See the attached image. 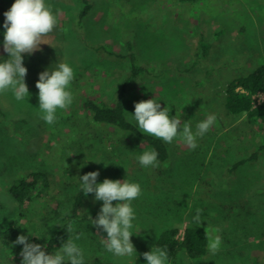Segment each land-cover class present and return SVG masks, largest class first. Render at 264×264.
<instances>
[{
  "label": "rangeland",
  "instance_id": "obj_1",
  "mask_svg": "<svg viewBox=\"0 0 264 264\" xmlns=\"http://www.w3.org/2000/svg\"><path fill=\"white\" fill-rule=\"evenodd\" d=\"M2 2L9 10L15 0ZM45 2L60 14L50 35L54 48L42 44L41 50L22 54L28 98L18 102L11 91L0 94V227L14 221L25 234L46 243L66 221L80 191L79 177L98 171L97 183L107 178L141 185L142 195L132 202L131 242L137 258L105 250L107 233L91 224L90 217L96 219L103 204L93 193L84 195L72 225L83 234L75 243L84 250L85 264L96 259L147 264L142 254L156 246L164 231L176 228L182 240L187 227L197 226L196 209L202 210L198 227L208 237L219 235L220 249L198 259L180 251L169 264H264V151L230 172L238 159L264 143V134L246 115H231L224 105L227 84L264 64V0H89L83 20L79 0ZM128 42L144 69L127 88V118L137 124L130 115L135 103L153 98L194 133L208 115L217 117L210 131L197 137L194 150L178 138L167 143L169 158L155 168H144L137 159L150 146L94 122L84 106L89 98L114 105L131 72L129 59L117 57L127 54ZM6 59L2 44L0 62ZM60 62L74 69V100L67 110L58 109L56 123L48 125L40 118L36 82L41 72ZM262 103L264 94L253 95L254 106ZM30 172H42L47 183L25 208L8 190ZM0 263L21 260L0 245Z\"/></svg>",
  "mask_w": 264,
  "mask_h": 264
},
{
  "label": "clouds",
  "instance_id": "obj_2",
  "mask_svg": "<svg viewBox=\"0 0 264 264\" xmlns=\"http://www.w3.org/2000/svg\"><path fill=\"white\" fill-rule=\"evenodd\" d=\"M4 16L3 51L8 54V59L0 62V94L11 91L16 101H24L30 93L25 82L28 70L23 64L22 54L31 55L39 51L42 44L53 47L50 35L58 26L60 14L54 13L45 0H15ZM73 80L74 69L66 62L56 63L55 68L51 67L39 74L36 82L38 108L40 118L48 125L56 123L58 109L67 110L72 105L74 96L70 85ZM169 113L168 107L161 109L160 102L153 98L135 103L134 115H130L142 132L168 144L178 138L193 150L198 146L197 137L202 138L217 121L214 114L208 115L196 125L194 133L190 125L185 123L182 126L181 119L177 116L170 117ZM181 128L182 130H178ZM158 155L155 149L145 150L137 159L142 167L155 168L159 166ZM105 166L107 167L106 164ZM99 175L98 171H92L79 177L82 194L87 196L94 193V200L103 202L96 219L89 216L91 224L107 233V238H102V243L108 253L128 260L135 257L136 260L137 252L131 242L134 235L133 222L136 219L132 202L142 195L141 185L126 179L121 181L107 178L102 183H97ZM114 201L117 202L115 206ZM202 221V210L196 209L193 222L200 226ZM67 231L73 233V236L62 243L59 251L52 254L44 250L46 246L29 243L28 236L19 235L13 246L23 245L20 252L21 264H85L84 250L75 243L83 234L76 233L71 224ZM28 235L32 236L30 232ZM221 242L219 235L214 238L209 236V252L216 254ZM142 255L147 264H169L165 248L154 246L151 251Z\"/></svg>",
  "mask_w": 264,
  "mask_h": 264
},
{
  "label": "trees",
  "instance_id": "obj_3",
  "mask_svg": "<svg viewBox=\"0 0 264 264\" xmlns=\"http://www.w3.org/2000/svg\"><path fill=\"white\" fill-rule=\"evenodd\" d=\"M79 1L83 5V8L79 13V17L80 20H83L87 16L91 5L89 0ZM180 1L194 2L196 0ZM6 11H8V8L5 7L2 0H0V45L3 44V34L5 32L3 27L5 21L4 13ZM126 49V55L117 57L121 60L129 59L131 64V72L125 78L120 88L119 94L116 97L114 105L109 106L96 98H89L84 102V106L90 112L91 119L94 122L107 124L122 132L135 136L139 140L143 141V143L150 146L152 149H155L159 154V163H163L169 158L168 144L160 139L155 138L154 136L142 132V130L139 129L138 124L127 118V88L129 85L135 82L144 68L137 65L135 52L133 51L130 42L127 43ZM257 93L264 94V64L256 67L254 71L245 76L232 79L227 84L224 91V105L228 113L231 115H246L248 120L260 127L264 134V103L258 106H254L253 104V95ZM262 151H264V143L258 145L256 150H254L251 154L238 159L230 168V172L234 173L242 165L256 161ZM46 183L47 181L45 179V175L42 172H30L23 176V178L21 177L14 180L8 191L20 206H25V208H28V204L32 203L38 189L41 188V185ZM83 201L84 195L80 190L73 200V204L66 221L61 223L57 230L47 237L48 239L46 240V243L43 244L36 234L31 237L25 234L26 232H23V227L12 221L8 227H0V245L4 247H10L12 258L15 257L19 260H22L20 252L23 248V245L17 244L14 248H12V246L13 242L19 235H26L28 236L29 243H36L46 246L44 249L45 251L49 252L50 254L55 253L62 246V243L66 242V240L70 238L71 233L67 231V227L69 224L73 225L74 220H76L82 207ZM20 213L22 214V212ZM178 232L179 231L176 228H168L161 234L158 241L156 242V246L165 248L167 250L169 262L173 261L180 251H185L192 259L202 258L207 255L209 237L204 228L198 226L187 227L182 240L177 238ZM88 264L103 263L99 259H96L94 262Z\"/></svg>",
  "mask_w": 264,
  "mask_h": 264
},
{
  "label": "bare ground",
  "instance_id": "obj_4",
  "mask_svg": "<svg viewBox=\"0 0 264 264\" xmlns=\"http://www.w3.org/2000/svg\"><path fill=\"white\" fill-rule=\"evenodd\" d=\"M225 97V96H224ZM23 178V177H22ZM17 202V201H16ZM18 203V202H17ZM19 205V204H18Z\"/></svg>",
  "mask_w": 264,
  "mask_h": 264
}]
</instances>
